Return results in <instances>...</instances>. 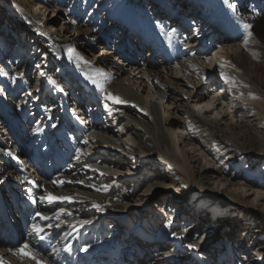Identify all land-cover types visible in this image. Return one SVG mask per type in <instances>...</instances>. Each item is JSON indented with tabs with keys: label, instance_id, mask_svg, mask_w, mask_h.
Masks as SVG:
<instances>
[{
	"label": "bare ground",
	"instance_id": "bare-ground-1",
	"mask_svg": "<svg viewBox=\"0 0 264 264\" xmlns=\"http://www.w3.org/2000/svg\"><path fill=\"white\" fill-rule=\"evenodd\" d=\"M163 4L174 10L165 9L173 15L159 14ZM230 4L229 0H0V11L4 12L0 22V202H9L4 205L7 214L0 208V260L4 264H36L27 256L13 255L25 243L41 264H97V256L103 257L109 250L127 264H209L214 256L201 245L207 233L218 229L216 224L208 225L218 219L216 212L222 216L220 223L230 217L231 221L240 219L234 247L239 263L262 264L264 202L256 205L257 193L246 192L255 189L254 185L230 177L229 166L243 162L252 174L264 175V95L231 66L228 53L243 56L244 25L250 24L253 16L233 10ZM49 10L53 15L62 11L66 20L60 28L69 25L65 33L46 27L40 19ZM178 19L180 25L192 24V28L182 29L183 43L180 35H167L174 28H166L174 27ZM72 20L76 24H71ZM142 28L149 36H157L165 49L156 47L155 39L152 43L133 42L136 47L124 42L130 35L139 37ZM93 43L101 49L97 57L91 56ZM211 43L216 52L212 53ZM73 49L90 63L77 67L75 60H69ZM112 55L117 64L109 59ZM15 60L24 61V66ZM32 62L40 67L33 69L35 84L30 86ZM94 68L111 76L104 83L105 92L128 103L105 99V93L86 79L85 74ZM41 71L46 75L41 76ZM133 71L147 77L142 95L144 87L137 85ZM222 72L234 78L235 87L225 83ZM212 73L221 82L216 90ZM13 77H17L15 82ZM75 86L94 103L93 110L74 112ZM208 90L210 95L202 98V92ZM64 93L69 94L66 100ZM48 100L50 105H46ZM175 110L182 120L179 123ZM53 111L82 139L73 132L72 138H66L65 125L53 132L56 124L46 116ZM80 111L82 115H78ZM224 114H232L230 119L235 116L236 124L224 120ZM60 132L67 139L63 154L64 145L58 151L54 140ZM78 142L82 145L76 147ZM194 144L202 151L201 159L194 156L197 150L193 154L189 151ZM66 146L76 148L71 158L65 155ZM54 155L65 159L62 166L55 167ZM146 175L142 193L160 187L176 192L156 209L159 218L155 221L139 211L146 208L151 213L154 204L146 196L134 195L136 188L130 184ZM53 180L63 183L54 185ZM106 185L111 187L104 191ZM118 186H127V192L118 193ZM46 193L72 199L50 203L41 199ZM174 195L189 199L178 201ZM94 203L103 210L96 211ZM60 208L71 215L47 221L36 215L51 217ZM180 208L192 212L194 220L204 215L203 211H210L201 240L197 231L195 235L186 233L195 231L196 225L186 227L190 217L180 214ZM6 215L11 217L6 220ZM12 218L17 225L14 232ZM85 220L91 223H83ZM110 223L134 234L149 253L142 256L136 251L131 258L133 240L122 238V233L116 235L117 230L112 233L107 227ZM33 224L43 228L40 235L44 240L33 232ZM187 228L192 229L185 231ZM188 244L197 247L189 249ZM84 248L87 251L81 250ZM217 254L221 259L222 252Z\"/></svg>",
	"mask_w": 264,
	"mask_h": 264
},
{
	"label": "rangeland",
	"instance_id": "rangeland-1",
	"mask_svg": "<svg viewBox=\"0 0 264 264\" xmlns=\"http://www.w3.org/2000/svg\"><path fill=\"white\" fill-rule=\"evenodd\" d=\"M15 1L22 2V0H15ZM229 1L231 2V4L236 5L237 11H241L244 14L253 16V19L252 18L249 19V22L252 25L251 31L253 33L252 37L250 38L251 42L249 43L248 47L245 50H243V52H242L243 56L239 57L235 52L233 54H231V52L228 53V57L230 58L231 66L236 71H240L241 73H243L245 75V80L252 87V89L259 88L260 89L259 93L264 95V77H263V74H264V0H229ZM167 6L168 5L163 4V7L159 8L160 9L159 14L165 13L166 15H173L172 13H174V10L171 9V7H169V9H168ZM161 8H164V9H161ZM28 9H30V8H28ZM165 9L172 11V13L167 12ZM198 11L199 10L196 9V12H198ZM3 17H4V12L0 11V22H2L4 20ZM6 17H7V15H6ZM257 17H258V19H257ZM40 19H44V21H45L44 24L47 25L46 27H54V29H56V30L61 29V31L64 33H65L64 28L69 26L68 24H65L63 28H60L61 24H63V22L66 20L62 11L56 12L53 15L52 12L49 10L45 14V17L40 15ZM246 31H248V30H246ZM69 34H70L69 31L66 32V35L70 38L68 40L71 41L72 38L69 36ZM114 38H116V36H114ZM116 40H117V38H116ZM125 41H129L128 37L124 38V42ZM13 42H15V41H12V43ZM88 44H90V43L88 42ZM94 49L95 50H92L91 56L92 57L99 56L101 54V52H100L101 49H99L98 47H97V49L96 48H94ZM210 49L213 50L212 53L217 51V47L215 44H212ZM253 53L256 54L255 57H254ZM105 55L106 54H104L103 58H107ZM140 56H141L140 58L143 59V54ZM109 59L117 64V59H115L113 57V55L110 56ZM98 60H100V58L95 60V61H98ZM150 60H151V58H150ZM36 63L32 62L31 63L32 68L29 69V76L30 77H28L27 82L30 86L32 84H35L34 75L32 74V71L36 67V65H37ZM121 64L124 65V68L128 69V67L125 65L126 63H124V64L121 63ZM22 66H24V63L22 64ZM131 76L136 78L135 81H136L137 85H139L140 88L144 87V88H142L143 90H141V92H140L142 95L146 91L145 83L147 81V79H146L147 77L141 73L137 74L135 71L131 72ZM211 76H212V82H214V84H215L214 89L216 90L217 87H219L221 84L220 78L213 73ZM179 79H181V78H179ZM210 93H211L210 90H208L205 93L202 92V98L207 97L208 95H210ZM72 95H73V93H72ZM48 102H49V100H48ZM170 109H171V107H170ZM196 111L198 112L199 116H202L201 110L196 109ZM172 112L174 113V110H172ZM229 112H231V111H229ZM29 113H30V111H28V114ZM175 115L177 116L175 121H177L178 123L180 121H182L180 119V114H178L177 110H175ZM224 115H225V117L223 118L224 120L230 122V124H232V125L236 124L235 116L232 117V119H230L232 114L230 116H228L226 114H224ZM222 117H223V115H222ZM180 134L182 136H184V133H180ZM191 148H194V149H191ZM195 150H197V152H194ZM189 151L191 154H193V152H194V156L198 155V158H200V159L203 156L202 151L200 149H198L195 144L192 147H190ZM208 159H211V158H208ZM229 169H230L229 173L231 174L230 177L234 178L236 181L243 182L244 184L247 183L248 185H251V184L254 185L255 189H247L246 192L249 194L251 191H255L257 193L256 198L258 199L257 200L258 203H256V205L257 206L261 205V203L264 202V201H262V200H264V175L252 174L251 173L252 171L248 170L245 167V164L243 162L239 163L238 161H236V163H232V165L229 166ZM147 179H148L147 175L144 177L140 176V178H138L135 182H131L130 184L131 185L134 184L133 186H134V188H136V190H135L136 192L134 195L139 194V195L146 196L147 200L150 201L152 204H154V205H152L153 209L151 210V213H150V210L146 209V208H144L143 210H142V208L140 210L139 209L138 210L143 211L142 214L144 215V217L147 220L155 221L157 219V217L159 218V214L156 211V209L159 210L158 208H161L162 205L168 201L169 196H172L176 192L172 188L168 189V191H165L164 188L160 187V188L153 189L150 191L148 189L144 193H142L141 191L143 190L144 185H141V183H146ZM127 190H128L127 186H125L123 189L120 188V186H118V193H120V194L127 192ZM173 197H175L174 199H177L178 201L180 200L182 202H187L189 199L188 196H186L185 199L176 197L175 195ZM192 206L194 207L195 203L192 204ZM200 209L202 210V208H200ZM180 211H181L180 214L183 213V214H186L187 217H190L189 221L186 224V227L189 224H193V223L196 225L195 231L191 230L190 232H186V233H188V235L190 233H192V235H195V233L197 231L198 233H196V234L198 237H200L199 239L201 240L202 236L206 234V225L210 222V214H209L210 211H208V210L203 211L204 215L197 217L198 220H194V217L191 216L192 212H190L189 210L183 211L180 208ZM215 215H216V217L218 216V219L215 220L214 222L208 224V225H213V224L215 225L216 224V225H218L217 226L218 229L214 230L211 233H207V236L201 245V249L204 251L210 252V254L214 256L213 257L214 259H212V261H210L209 264H215L216 262L218 264H238L239 263V259H238L239 255L237 253H235L234 247L237 243L236 241L238 238L237 235H238V231H239V224L238 223H239L240 219L236 218V220L231 221L230 220L231 217H230L225 222L220 223V217H222V216H220L218 212H216ZM107 227H108V225H107ZM190 229H192V228H189V229L187 228L186 230H190ZM106 230H107V228H106ZM178 231H181V228L178 227ZM106 233H108V232H106ZM112 233H113V231H112ZM226 240H228L227 243L225 242ZM218 250H220L222 252V254L219 255V257H221V259L217 258ZM150 258L154 260V256L151 257V255H150ZM157 263H159V262H157ZM161 264H177V263L164 262ZM262 264H264V259H263Z\"/></svg>",
	"mask_w": 264,
	"mask_h": 264
},
{
	"label": "snow or ice",
	"instance_id": "snow-or-ice-1",
	"mask_svg": "<svg viewBox=\"0 0 264 264\" xmlns=\"http://www.w3.org/2000/svg\"><path fill=\"white\" fill-rule=\"evenodd\" d=\"M225 3H228V0H225ZM230 7L233 8V10H235L236 8V5L235 4H230L229 5ZM71 24H76V21L75 20H72L71 21ZM245 29H247L248 31L246 32V34L243 36V40H242V44L245 48L248 47L249 45V42H250V38L252 37L253 33L251 31V28H252V25L251 24H246L244 25ZM175 32V29L169 31L167 33L168 37L171 38V36L173 35V33ZM254 57H255V53H253ZM69 60L72 61V60H75L77 62V67H79L80 64H84V65H88L90 62L85 60L84 57L80 54V53H77L75 52V50H70V55H69ZM37 68L40 67V65H36ZM221 67H223V65H221ZM23 73H18L17 76H22ZM40 75L41 76H44L46 75L43 71L40 72ZM86 79H88L93 85H95L102 93H105V99L108 100H112L113 103H116V104H125V103H128L126 100H123L121 99L119 96H116L110 92H105V89H104V83L109 81L111 79V76L109 73L105 72L103 69H99V68H94L91 70L90 73H86ZM221 76L222 78L224 79L225 83L229 84V87L232 88V87H235V81H234V78H231L227 75H225L223 72L221 73ZM203 78V77H201ZM13 82L16 81L17 77H13ZM53 83H55V81H52ZM29 95H31L29 93ZM213 99H215V97H213ZM107 107V105H105ZM208 107L211 106V104H208L206 105ZM53 127H55V125H53ZM9 155H11V153H9ZM25 179H27V177H25ZM77 183H83V181H76ZM52 183L55 185V184H58V183H63V181H55L53 180ZM90 187H94L93 185H89ZM111 187V185H106L104 186V191H107V189ZM98 191L100 189H97ZM42 200H46L48 202H55L57 200H60V201H71V197H57V196H54L52 193H46V195L42 196L41 197ZM93 208H95L96 211H102L103 208L101 205L99 204H93L92 205ZM36 215L41 219V220H49V219H55V220H60L61 216H70L71 213L70 212H67L64 208H60L58 209L56 212H54L52 214L51 217L47 216V215H43L41 213H36ZM83 223L87 224V223H91V221L89 220H85L83 221ZM169 223H171V221H169ZM57 227L59 225H56ZM168 225H165V227H167ZM49 228L53 227V225L49 224L48 225ZM32 229H33V232L36 233V235L39 237L40 240H44V236L40 235L41 232H43V228L40 227L38 224H33L32 225ZM186 231V229H185ZM173 236H177V233L173 232L172 233ZM180 238V237H178ZM197 247L196 244H188L187 245V248L189 249H195ZM82 251H87V248H84V249H81ZM12 251V250H10ZM53 251H57V249H53ZM13 255H21V256H27L29 259H32V260H36V264H41V261H39L37 259V255L36 253L32 252V250L30 249L29 245L27 243H25L24 245H22L21 248H18L16 249L15 251H13ZM167 255V253H166ZM0 264H4V262L2 260H0Z\"/></svg>",
	"mask_w": 264,
	"mask_h": 264
}]
</instances>
